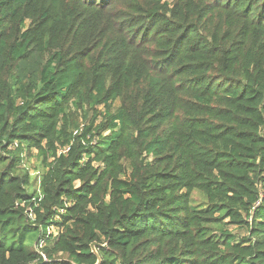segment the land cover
Instances as JSON below:
<instances>
[{
	"label": "trees",
	"instance_id": "trees-1",
	"mask_svg": "<svg viewBox=\"0 0 264 264\" xmlns=\"http://www.w3.org/2000/svg\"><path fill=\"white\" fill-rule=\"evenodd\" d=\"M0 264H264V0H0Z\"/></svg>",
	"mask_w": 264,
	"mask_h": 264
},
{
	"label": "rangeland",
	"instance_id": "rangeland-1",
	"mask_svg": "<svg viewBox=\"0 0 264 264\" xmlns=\"http://www.w3.org/2000/svg\"><path fill=\"white\" fill-rule=\"evenodd\" d=\"M35 160L34 159H32L28 164H27V166L29 167V173H30V175L33 177V176H35L36 175V171L33 169V167L35 166ZM195 197V201L197 202V203H200L201 201H200V197L198 196V195H195L194 196ZM201 198H202V200H204V198H203V196H201ZM233 232H237L238 234H240V235H242L244 232L243 231H237V230H232ZM33 237V236H32Z\"/></svg>",
	"mask_w": 264,
	"mask_h": 264
},
{
	"label": "water",
	"instance_id": "water-1",
	"mask_svg": "<svg viewBox=\"0 0 264 264\" xmlns=\"http://www.w3.org/2000/svg\"><path fill=\"white\" fill-rule=\"evenodd\" d=\"M94 246H95V244H92V245H91V248L93 249V248H94Z\"/></svg>",
	"mask_w": 264,
	"mask_h": 264
}]
</instances>
